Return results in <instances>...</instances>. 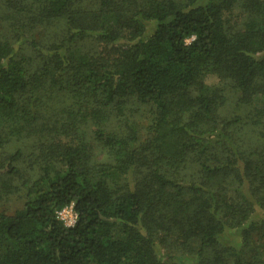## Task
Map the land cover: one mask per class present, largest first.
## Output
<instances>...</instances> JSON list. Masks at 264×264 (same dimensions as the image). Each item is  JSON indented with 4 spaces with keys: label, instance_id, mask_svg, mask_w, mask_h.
I'll return each instance as SVG.
<instances>
[{
    "label": "trees",
    "instance_id": "obj_1",
    "mask_svg": "<svg viewBox=\"0 0 264 264\" xmlns=\"http://www.w3.org/2000/svg\"><path fill=\"white\" fill-rule=\"evenodd\" d=\"M0 264H264V0H0Z\"/></svg>",
    "mask_w": 264,
    "mask_h": 264
},
{
    "label": "rangeland",
    "instance_id": "obj_2",
    "mask_svg": "<svg viewBox=\"0 0 264 264\" xmlns=\"http://www.w3.org/2000/svg\"><path fill=\"white\" fill-rule=\"evenodd\" d=\"M202 1L205 2L206 0H202ZM54 29L58 30L60 29V27L58 25H55ZM34 34L37 37L46 38L45 36L46 33L44 31V28L42 27L35 29ZM191 40L192 39H189L188 42H190ZM203 76L206 83L210 85H219V87L223 88L225 94V102L222 106H220L219 114L222 117H226V118H232L234 116H242L245 117V119L247 120L250 114L251 107L246 106L240 102V98H239L240 93H238L233 83L227 80H222L221 76L212 68H209L207 71H205ZM150 116H151L150 113H148L142 106L141 109L132 116V118L137 122V124L142 129L143 133L145 132V127H147L151 119ZM245 133L250 134V132L248 131H245ZM246 137H247V142L249 141L250 144H252L255 141L257 143L258 141V137L255 134L253 135L250 134ZM28 173L31 172L29 171ZM17 205H19V201L17 198L12 199L10 201L9 206L12 210ZM222 239L225 244H229L233 246L238 245L241 240L239 230L237 228L225 230V232L222 235ZM194 245H196V243H193L191 247L194 248L195 247ZM161 250L164 253L166 252V250L163 248Z\"/></svg>",
    "mask_w": 264,
    "mask_h": 264
},
{
    "label": "built area",
    "instance_id": "obj_3",
    "mask_svg": "<svg viewBox=\"0 0 264 264\" xmlns=\"http://www.w3.org/2000/svg\"><path fill=\"white\" fill-rule=\"evenodd\" d=\"M58 218L61 219L66 226H73L77 221V212L73 204L67 205L57 212Z\"/></svg>",
    "mask_w": 264,
    "mask_h": 264
}]
</instances>
